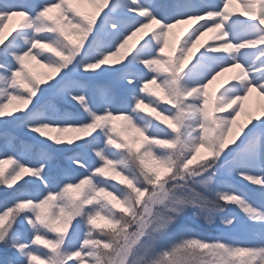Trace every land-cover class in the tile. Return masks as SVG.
<instances>
[{
	"label": "snow or ice",
	"instance_id": "1",
	"mask_svg": "<svg viewBox=\"0 0 264 264\" xmlns=\"http://www.w3.org/2000/svg\"><path fill=\"white\" fill-rule=\"evenodd\" d=\"M0 264H264V0H0Z\"/></svg>",
	"mask_w": 264,
	"mask_h": 264
},
{
	"label": "rangeland",
	"instance_id": "2",
	"mask_svg": "<svg viewBox=\"0 0 264 264\" xmlns=\"http://www.w3.org/2000/svg\"><path fill=\"white\" fill-rule=\"evenodd\" d=\"M232 7H233V10H234L235 12L238 13V12L240 11L238 5H233ZM183 27H185V26H180L179 28H177V29L174 30V31H176L177 34H178L179 31H180ZM213 35H214V34L209 33V34H208V37H206V38L208 39V42H209V43H212V40H211L210 38H211ZM201 50H202V49H201ZM197 55H199V53H198ZM192 59H193V61H194L195 57H193ZM31 63L35 66V71H37V72H39V73H45V72H48V69L42 68V67H40L39 65H35V62H31ZM228 74L230 75L231 73H228ZM241 119H243V118H241ZM116 123L119 124L120 122L117 121ZM6 127L8 128L9 131H13V132L15 131V126L12 125V124L7 125ZM92 159H94V157H92ZM195 227H196L197 231L203 233L204 235H208V236H215V235L220 234V232H221V226H219V225H217V226H215V227H211V226H207V225H203V224H198V225H195Z\"/></svg>",
	"mask_w": 264,
	"mask_h": 264
},
{
	"label": "bare ground",
	"instance_id": "3",
	"mask_svg": "<svg viewBox=\"0 0 264 264\" xmlns=\"http://www.w3.org/2000/svg\"><path fill=\"white\" fill-rule=\"evenodd\" d=\"M226 75H229V74H226ZM248 103H254V98L251 99Z\"/></svg>",
	"mask_w": 264,
	"mask_h": 264
},
{
	"label": "trees",
	"instance_id": "4",
	"mask_svg": "<svg viewBox=\"0 0 264 264\" xmlns=\"http://www.w3.org/2000/svg\"><path fill=\"white\" fill-rule=\"evenodd\" d=\"M113 183H115V182H113ZM118 187H120V185H117Z\"/></svg>",
	"mask_w": 264,
	"mask_h": 264
}]
</instances>
